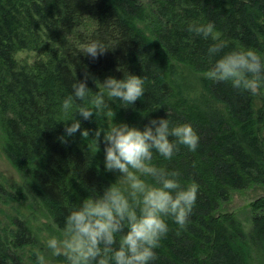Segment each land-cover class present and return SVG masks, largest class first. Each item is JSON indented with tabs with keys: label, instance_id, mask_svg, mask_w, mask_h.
Masks as SVG:
<instances>
[{
	"label": "trees",
	"instance_id": "1",
	"mask_svg": "<svg viewBox=\"0 0 264 264\" xmlns=\"http://www.w3.org/2000/svg\"><path fill=\"white\" fill-rule=\"evenodd\" d=\"M83 16L93 24L81 40L70 43L75 22ZM145 21L147 26H139ZM209 21L226 43L212 61L207 56L211 37H194L187 30L191 23ZM24 31L30 33L28 41ZM36 31L57 47L48 50L47 83L34 71L16 67L13 58L33 47ZM92 39L108 47L95 59L79 53V46ZM233 49L264 56V0H0V149L20 178L15 192L5 188L4 179L0 182V214L5 203L27 202L26 209L44 219L36 225L12 218L8 233L0 222V264H37L33 250L46 238L40 233L59 235L64 217L81 199L117 182L104 169L102 137L98 142L94 137L97 127L106 130L118 120L142 129L168 114L174 122L190 123L199 144L195 150L180 145L171 159L153 150L152 162L180 170L181 183L195 182L198 193L184 226L168 220L169 230L156 249L157 264H245L247 244L264 264V207L251 216L248 231L234 213L221 211L232 191L264 181V100L255 110L254 91L205 76L219 55ZM95 69L116 78L126 71L144 76L146 91L127 108L108 100L112 114L99 111L84 120L74 106L60 118L56 108L74 80L87 72L89 96L97 91ZM262 89L264 84L257 88ZM82 103L91 107L87 98ZM74 114L81 130L61 140Z\"/></svg>",
	"mask_w": 264,
	"mask_h": 264
},
{
	"label": "clouds",
	"instance_id": "2",
	"mask_svg": "<svg viewBox=\"0 0 264 264\" xmlns=\"http://www.w3.org/2000/svg\"><path fill=\"white\" fill-rule=\"evenodd\" d=\"M187 30L194 37L205 40L211 37L207 46L210 61L226 46L212 21L191 23ZM79 47V53L93 59L108 49L99 39ZM205 76L230 82L242 91H255L264 84V56L253 49H233L219 55ZM88 78L86 72L84 79L71 83V91L61 104L65 114L74 106L75 114L84 120L102 110L112 114L108 100H118L121 107L127 108L146 91L145 77L126 71L122 78L108 75L102 82L93 77L98 90L89 96ZM85 98L91 107L82 103ZM75 114L70 123H65L61 140L81 130V119ZM94 137L97 142L102 137L104 169L118 173V180L105 186L102 193L96 194L95 189L93 195L81 199L79 206L64 217L59 235L46 233L42 242L52 256L63 254L68 264H157L156 249L169 230L168 220L179 226L188 222L196 204L198 185L182 184L180 170L154 164L153 150L171 159L180 145L195 150L200 136L190 123L174 122L168 114L152 118L142 129L113 121L106 130L97 127ZM149 176L154 183L147 182ZM36 260L37 264H49L42 252L36 255Z\"/></svg>",
	"mask_w": 264,
	"mask_h": 264
},
{
	"label": "rangeland",
	"instance_id": "3",
	"mask_svg": "<svg viewBox=\"0 0 264 264\" xmlns=\"http://www.w3.org/2000/svg\"><path fill=\"white\" fill-rule=\"evenodd\" d=\"M146 5V4H144ZM146 9L148 8L145 6ZM147 15H149V12L147 10ZM181 19V17H179ZM146 23L139 25V26H147L149 23L148 21H145ZM92 21L87 17L83 16L80 20L75 22L74 25V32L69 38V42H75L77 39H82L84 31L89 29L92 26ZM145 32H148V30H145ZM35 42L31 45L33 47H29L26 49L19 50L15 52L14 54V61L16 62V67H25L27 70L34 71L37 76L43 77V82H48V72L51 66V58L48 57V50H57L56 45H50V42L45 38L43 33L41 31H36ZM23 34L26 36V39L28 41L30 33L27 31H24ZM39 37V40L37 39ZM35 47V48H34ZM59 52V50H58ZM176 66H179L180 68H184L186 70H190V68H185V66L181 63L175 62ZM1 70V67H0ZM2 71V70H1ZM97 71V72H96ZM193 74V75H192ZM92 75L95 79H98L99 81H103V79L108 76V73H104L102 71H99L97 69L93 70ZM195 75L201 76L200 74L191 73L190 76L194 77ZM97 88V87H96ZM98 90V89H97ZM253 95V108L257 110L262 106L263 100H264V90L261 91L255 90ZM61 106V105H60ZM92 106V105H91ZM57 114L60 118L63 119L65 116V113L62 111L61 107L56 108ZM103 111V110H102ZM115 122H118V120H113ZM1 132V130H0ZM103 163V161H102ZM113 175H115V178L119 177V174H115L112 172ZM0 182L4 179V186L5 188L9 189L10 191L15 192L16 188L20 186V178L18 176V173L16 170L9 164L6 157L1 153L0 149ZM31 203H5V208L3 214H0V222L3 226H5L6 233L10 231V229L13 228L11 224L12 218H20L26 222H30V224H43L44 219L41 217L40 213H35L33 211H29L30 209L27 208V205H30ZM262 207H264V181L260 182L259 184H250L247 186V188L242 190H234L230 194V199L227 201V203L222 207L221 211H227L232 212L235 214L237 220L240 222L239 224L242 226V228L245 231H248L250 228V219L251 216L254 214L261 213ZM34 209V208H33ZM35 210V209H34ZM30 215V216H29ZM41 236H45L46 232L43 231L40 233ZM39 239V238H38ZM42 242L43 240H40ZM249 245L243 246L245 249L246 254V262L245 264H262L260 262L259 257L253 252L249 247ZM36 254L42 252L49 264H54L53 260L55 259H64L67 258L63 255H57L52 256L51 251L43 246H36L33 250ZM30 255V254H29ZM29 255H26L29 258Z\"/></svg>",
	"mask_w": 264,
	"mask_h": 264
}]
</instances>
